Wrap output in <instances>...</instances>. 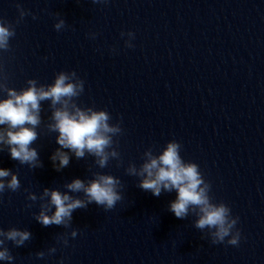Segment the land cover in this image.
Returning <instances> with one entry per match:
<instances>
[{"label":"clouds","instance_id":"9594fccd","mask_svg":"<svg viewBox=\"0 0 264 264\" xmlns=\"http://www.w3.org/2000/svg\"><path fill=\"white\" fill-rule=\"evenodd\" d=\"M92 2L106 3L107 0ZM17 7L21 20L30 14L20 5ZM33 19H36L35 15ZM65 27L66 21L63 18L54 24L58 32ZM124 35L121 33V36ZM14 36L13 25L0 18V52L10 50L9 41ZM127 36L130 39L126 41V46L133 47L130 40L134 38V33L128 32ZM90 37L94 39L95 34H90ZM6 81L7 77L0 69V93H6V98L0 99V151L6 147L11 159L30 169L43 167L39 152L32 145L38 139L37 128L42 122L41 102L50 101L51 116L46 127L49 132L58 133L56 143L59 147L50 156L56 171L68 167L72 156L78 160L86 156L94 157V163L100 169L106 168L112 159L117 161L118 167L122 165L118 144L113 138L121 135L123 129L119 122L110 123L112 117L106 109L81 107L76 103V98L84 92V81L75 71L57 73L51 84H38L37 80L29 79L27 87L19 91L8 87ZM181 147L180 142L171 140L158 154L149 148L143 153V163L139 167L129 163L125 172L129 176L138 177L137 187L156 197L162 192L175 191L176 198L169 203L168 210L181 220L189 214L194 215V227L204 234L202 238H210L212 244L226 242L238 246L241 240V233L236 228L239 217L232 215L226 203L214 202L210 195L211 184L206 181L197 163L182 158ZM20 187L16 173L0 168V194L5 191L16 192ZM63 187L65 191L44 188L39 197L28 192V200L41 201L40 210L34 219L42 226L56 225L70 229L73 212L77 209H86L89 204L95 203L108 211L124 199L121 179L102 172H93L91 179L74 178ZM77 235L78 230L72 229L59 236L58 241L67 247L68 237L75 238ZM31 237L27 229H0V261L14 260L6 242L11 241L16 247H21ZM56 251L53 246L47 253L39 251L36 256L44 258L46 254L52 255Z\"/></svg>","mask_w":264,"mask_h":264}]
</instances>
